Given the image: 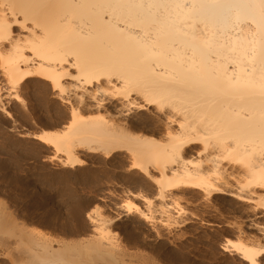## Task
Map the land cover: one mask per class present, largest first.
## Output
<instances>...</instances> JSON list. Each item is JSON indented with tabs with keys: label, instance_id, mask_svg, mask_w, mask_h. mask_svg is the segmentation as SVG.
<instances>
[{
	"label": "bare ground",
	"instance_id": "6f19581e",
	"mask_svg": "<svg viewBox=\"0 0 264 264\" xmlns=\"http://www.w3.org/2000/svg\"><path fill=\"white\" fill-rule=\"evenodd\" d=\"M4 118L0 264H264L260 0H0Z\"/></svg>",
	"mask_w": 264,
	"mask_h": 264
},
{
	"label": "rangeland",
	"instance_id": "374dc122",
	"mask_svg": "<svg viewBox=\"0 0 264 264\" xmlns=\"http://www.w3.org/2000/svg\"><path fill=\"white\" fill-rule=\"evenodd\" d=\"M4 119L6 120V118H4ZM7 120H8V118H7ZM7 120L3 121L2 126H0V129H1L0 130V159L1 158L3 160L5 159L6 161H8L10 163L11 162L12 163L13 162H18L20 165H24V166L29 165V164L30 165H35V167L37 169H40V167L37 165V163H38V161L40 160L41 157L46 155V153L44 152V147L41 144H39L36 140H28V141L23 142L22 144H20L18 146H13L11 144L9 145V143L6 140L3 139L4 136H5L4 133H6L4 127L8 123ZM17 129L19 131H25V132H28V133L29 132L30 133H33V132L37 133V132H40L42 130V123L41 122L40 123L39 122L34 123V122H30V120H29V122H25V121L24 122H18L17 123ZM40 170H42V169H40Z\"/></svg>",
	"mask_w": 264,
	"mask_h": 264
},
{
	"label": "snow or ice",
	"instance_id": "6c2138e0",
	"mask_svg": "<svg viewBox=\"0 0 264 264\" xmlns=\"http://www.w3.org/2000/svg\"><path fill=\"white\" fill-rule=\"evenodd\" d=\"M260 7L261 9H264V0H260ZM252 259V264H256V261L254 258H251Z\"/></svg>",
	"mask_w": 264,
	"mask_h": 264
}]
</instances>
